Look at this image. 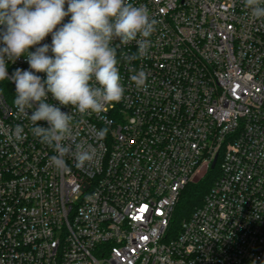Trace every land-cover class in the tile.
<instances>
[{
  "label": "built area",
  "instance_id": "obj_1",
  "mask_svg": "<svg viewBox=\"0 0 264 264\" xmlns=\"http://www.w3.org/2000/svg\"><path fill=\"white\" fill-rule=\"evenodd\" d=\"M131 2L159 23L148 56L129 65L120 54L136 43L117 50L123 99L99 115L61 106L93 163L66 156L71 172H58L17 118L14 82H0V264H264V19L243 0ZM17 68L25 57L9 77ZM16 124L22 141L8 139ZM216 167L203 202L173 223L184 187Z\"/></svg>",
  "mask_w": 264,
  "mask_h": 264
},
{
  "label": "clouds",
  "instance_id": "obj_2",
  "mask_svg": "<svg viewBox=\"0 0 264 264\" xmlns=\"http://www.w3.org/2000/svg\"><path fill=\"white\" fill-rule=\"evenodd\" d=\"M243 5L254 18L264 19V0H243ZM66 17L70 19L64 22ZM158 23L147 6L131 0H0V82H14L17 118L29 120L32 135L54 149L50 164L58 172H71L66 156L74 159L77 168L97 159L93 145L77 141L73 115L61 106H71L83 116L99 115L108 105L119 103L125 89L117 50L136 43V53L120 54L129 65L148 56L149 37ZM49 35L51 44L41 45ZM22 56L29 70L17 68L9 77V62ZM128 70L138 89L146 86L143 69ZM9 131L10 141L25 139L21 124ZM107 131L98 130L97 138L106 137Z\"/></svg>",
  "mask_w": 264,
  "mask_h": 264
},
{
  "label": "trees",
  "instance_id": "obj_3",
  "mask_svg": "<svg viewBox=\"0 0 264 264\" xmlns=\"http://www.w3.org/2000/svg\"><path fill=\"white\" fill-rule=\"evenodd\" d=\"M219 169H211L201 175L197 180L189 182L181 192L179 202L174 212L173 223H180L192 216L196 208L203 202L205 196L209 193L215 184Z\"/></svg>",
  "mask_w": 264,
  "mask_h": 264
},
{
  "label": "water",
  "instance_id": "obj_4",
  "mask_svg": "<svg viewBox=\"0 0 264 264\" xmlns=\"http://www.w3.org/2000/svg\"><path fill=\"white\" fill-rule=\"evenodd\" d=\"M216 165V160L214 161V163L212 164V168H214Z\"/></svg>",
  "mask_w": 264,
  "mask_h": 264
},
{
  "label": "rangeland",
  "instance_id": "obj_5",
  "mask_svg": "<svg viewBox=\"0 0 264 264\" xmlns=\"http://www.w3.org/2000/svg\"><path fill=\"white\" fill-rule=\"evenodd\" d=\"M216 176H218V175H216ZM199 177H200V176L195 177L194 181L197 180Z\"/></svg>",
  "mask_w": 264,
  "mask_h": 264
}]
</instances>
